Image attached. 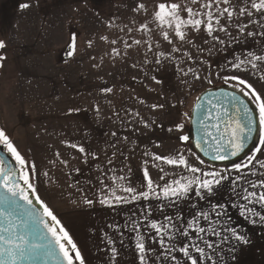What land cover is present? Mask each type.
<instances>
[{
	"label": "rangeland",
	"instance_id": "374dc122",
	"mask_svg": "<svg viewBox=\"0 0 264 264\" xmlns=\"http://www.w3.org/2000/svg\"><path fill=\"white\" fill-rule=\"evenodd\" d=\"M142 2L151 12L149 0H0V40L6 45L0 49V55L5 57L0 61V129L6 131L29 162H35L38 176L33 183L39 196L77 242L87 264H139L137 233L131 230L129 217L136 220L148 203L141 200L116 208L101 206L97 200V165L107 171L108 177L127 172L128 179L119 183L140 189L145 168L160 184L165 181L159 176L171 180L174 173L182 172L154 161L153 154L175 157L183 153L189 163L217 170L244 164L253 154L264 160V155L256 153L261 147L260 134L252 151L241 161L218 167L200 163L190 142L179 140L181 134L187 133L190 111L198 95L205 89L226 85L222 78H216L217 73L221 77L230 74L223 69L238 55L250 50L259 54V38L233 41L221 46V51L205 54L202 78L194 81L178 72L173 62L156 64L152 53L147 57L151 62L145 63L144 46L133 45L125 55L122 41L131 43L143 35L135 29L145 14L132 11ZM25 3L29 5L26 9L21 7ZM128 28H133L131 35L127 34ZM231 31L236 34L234 28ZM101 36L118 43L113 46ZM73 37H77L75 52L70 55L68 45ZM112 47L120 51V57L109 54ZM192 53L196 55L194 49ZM174 55L179 60V54ZM209 71L211 85L204 79ZM233 74L264 93L261 73ZM241 87L233 88L243 94ZM108 88L112 92H106ZM246 97L256 107L255 99ZM152 105L163 107L154 110ZM177 125H183L182 132L176 131ZM72 143L83 146L89 155L66 146ZM93 153L97 159L92 158ZM161 167L165 169L163 173L159 171ZM106 183L111 184V180ZM85 195L96 202L85 205ZM233 201L231 185L225 182L208 201L198 202L193 192L190 199L167 206L164 214H179L186 223L196 210L193 204L204 209L209 203L223 204L228 210L225 222L244 235L247 243L233 239L223 244L215 260L218 264H264V221L250 214L241 216L240 209L232 206ZM157 203L152 201L153 205ZM255 210L264 215L259 206ZM153 218L159 221L163 215L153 208ZM108 239L115 243L109 245ZM210 239L218 242L216 237ZM148 244L152 246L151 240ZM230 245L235 246L234 252ZM112 247L118 252L115 262L110 259ZM155 247L159 249V245ZM155 262L152 256L149 264Z\"/></svg>",
	"mask_w": 264,
	"mask_h": 264
},
{
	"label": "snow or ice",
	"instance_id": "6c2138e0",
	"mask_svg": "<svg viewBox=\"0 0 264 264\" xmlns=\"http://www.w3.org/2000/svg\"><path fill=\"white\" fill-rule=\"evenodd\" d=\"M149 2L153 5L151 12L143 2L136 4L132 9L134 13L145 14L135 29L143 35L141 39H132L131 43L122 41L125 55L133 45L144 46L145 63L151 62L147 57L148 53H152L156 64L159 65L164 60L173 62L178 72L185 77L191 76L194 81L202 78L201 66L207 63L205 54L212 55L221 51V46L226 47L233 41L238 43L245 38H259V54L250 50L236 56L229 61L228 67L223 69L230 74L221 77L218 72L216 78H222L229 86H242L240 90L243 94L255 99L261 145L256 149V153L264 155V93H258L245 78L233 74L259 72L260 80L264 81V0ZM21 7L26 9L29 5L25 3ZM233 28L235 35L231 31ZM132 31L133 28H128L127 34L131 35ZM76 39L77 37H73L68 45L70 55L75 52ZM100 39L113 46L118 43L116 39L108 41L105 36ZM91 44L92 42L88 41L89 47ZM5 47L4 41L0 40V49ZM193 49L196 55H193ZM177 53L179 60L174 55ZM109 54L114 58L121 56L116 47H112ZM4 59L5 57L0 55V61ZM181 64L185 67H181ZM208 67L211 68V65ZM211 75L209 71L207 77H204L210 85L213 82ZM233 81L235 85L231 84ZM105 91L110 93L112 89ZM197 101L194 112L200 110V118L196 123L198 130H202V142L197 144L199 150L213 161H225L238 156L243 151L245 142L255 131L247 106H244L235 94L223 91L217 93L208 90L204 95L197 97ZM158 107L162 108L163 105H152L154 110ZM182 130L183 125H177L176 131ZM179 140L188 142L189 136L181 134ZM0 146L6 150L12 161L9 163L0 156V264H87L77 242L39 196L37 186L33 183L38 176L35 162H29L3 129H0ZM66 146L84 156L89 155L81 145L72 143ZM91 155L93 159H97L94 153ZM55 156L59 159L60 153L57 152ZM152 159L172 169H182V172L174 173L171 180H167L164 175L159 176V180L165 181L160 184L153 180L149 169L145 168L144 183L137 189L119 183L128 179V173L124 172V169L120 170L124 172L123 175L108 177L107 171L97 165V179L100 185L97 200L101 206L116 208L141 200L148 202L136 220L129 217L131 230L137 233L135 247L139 264H149L152 256L156 257L155 264H218L215 256L221 252L223 244L233 239L241 244L247 243L244 235L238 234L225 222L228 210L223 204L209 203L207 209L193 204L196 210L186 223L179 214H164L167 206L190 199L193 192L198 202L208 201L209 197L228 182L234 197L232 206L240 209L241 216L250 214L259 216V219L264 221V215L255 210L256 206L264 209V160L259 159L257 155L249 156L244 164H234L230 170L201 168L189 163L183 153H178L175 157L153 154ZM61 162L67 164V161ZM108 163L111 165L112 160L109 159ZM112 171L115 172V169ZM130 171L129 168L128 172ZM159 171L163 173L165 169L161 167ZM44 176L47 177L48 173L45 172ZM107 179L111 180V184L106 183ZM79 191L83 192V189ZM120 192L125 195H120ZM152 201L159 203L153 205ZM241 201L243 203H239ZM94 202L96 201L87 195L84 196L85 205L90 206ZM36 205L43 211H39ZM153 208L163 215L162 220L153 218ZM141 228L144 231H141ZM210 237H216L218 242H213ZM149 240L152 246H149ZM107 243L113 245L115 241L108 239ZM155 245H159V249ZM230 251H235L234 245H230ZM117 255V249L112 247L110 259L113 262Z\"/></svg>",
	"mask_w": 264,
	"mask_h": 264
},
{
	"label": "water",
	"instance_id": "95a60500",
	"mask_svg": "<svg viewBox=\"0 0 264 264\" xmlns=\"http://www.w3.org/2000/svg\"><path fill=\"white\" fill-rule=\"evenodd\" d=\"M208 90H211V91L217 92V93L223 91V92L235 94L238 97L239 101H242L243 105L247 106L250 114L252 115L253 122H254L253 126L255 128V131H253L251 138L245 142V147H244L243 151L238 156L232 157L229 160H225V161L210 160L209 157L207 155H205L203 152H201L199 150V148L197 147V144L202 142V141H200V136L202 135V130H198V126L196 123L200 118V110L194 112V109H195L196 104L198 102L197 98H196V101L193 104L192 109L190 111L191 114L189 117V123H188L189 126H188V130L186 133V135L189 136L190 145H191V147H193V149H195V152H196L199 159H201L205 164L207 163V164L214 166V167H218V165H229L230 163H235V162L241 161V159L244 158V156H246L249 152L252 151V149L255 146V142L258 138V135H259V123H258L257 109H256L254 103L249 98H247L240 91H237L236 89H234L233 87H231L227 84L226 85H220V86H214V88L205 89V90H203L202 93H200L198 95V97L204 95ZM36 208L41 212L43 211L42 209H39V205H36ZM40 264H43V262H40Z\"/></svg>",
	"mask_w": 264,
	"mask_h": 264
},
{
	"label": "flooded vegetation",
	"instance_id": "af4514ba",
	"mask_svg": "<svg viewBox=\"0 0 264 264\" xmlns=\"http://www.w3.org/2000/svg\"><path fill=\"white\" fill-rule=\"evenodd\" d=\"M0 156H3L6 160L9 161V163H12L9 155L7 154L6 150L2 148V146H0Z\"/></svg>",
	"mask_w": 264,
	"mask_h": 264
}]
</instances>
